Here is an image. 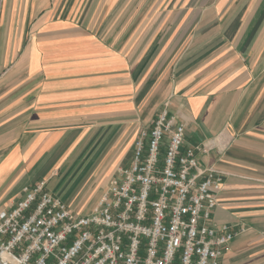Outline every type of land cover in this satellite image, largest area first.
Wrapping results in <instances>:
<instances>
[{
	"label": "crops",
	"instance_id": "crops-1",
	"mask_svg": "<svg viewBox=\"0 0 264 264\" xmlns=\"http://www.w3.org/2000/svg\"><path fill=\"white\" fill-rule=\"evenodd\" d=\"M162 110L221 178L219 264H264V0H0V210L88 213Z\"/></svg>",
	"mask_w": 264,
	"mask_h": 264
},
{
	"label": "built area",
	"instance_id": "built-area-1",
	"mask_svg": "<svg viewBox=\"0 0 264 264\" xmlns=\"http://www.w3.org/2000/svg\"><path fill=\"white\" fill-rule=\"evenodd\" d=\"M184 136L162 110L86 214L44 180L25 186L0 210V264H219L235 235L212 222L221 178L197 161L205 145L184 147Z\"/></svg>",
	"mask_w": 264,
	"mask_h": 264
},
{
	"label": "rangeland",
	"instance_id": "rangeland-1",
	"mask_svg": "<svg viewBox=\"0 0 264 264\" xmlns=\"http://www.w3.org/2000/svg\"><path fill=\"white\" fill-rule=\"evenodd\" d=\"M84 213V212H83Z\"/></svg>",
	"mask_w": 264,
	"mask_h": 264
}]
</instances>
